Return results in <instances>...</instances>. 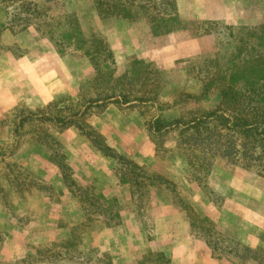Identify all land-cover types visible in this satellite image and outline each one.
Segmentation results:
<instances>
[{"label": "rangeland", "instance_id": "1", "mask_svg": "<svg viewBox=\"0 0 264 264\" xmlns=\"http://www.w3.org/2000/svg\"><path fill=\"white\" fill-rule=\"evenodd\" d=\"M110 1L116 2L113 16L99 18L95 0H54L46 27L0 31V264H62L36 260L40 251L62 241L67 252L89 258L86 264H136L149 251L169 264H257L235 258L228 248L212 251L206 240L264 246V155L248 167L217 157L202 190L173 136L165 138L164 151H156L146 125L159 111L172 118L222 107L217 87L197 100L186 98L202 91L195 68L203 58L219 53L225 61L235 45L252 44L245 28L264 23V0H172L182 27L171 32L152 28L149 17H160L157 4ZM12 7L0 3V27ZM67 21L79 27L78 36H63ZM134 60L152 63L163 75L157 98L133 106L108 102L103 109L93 102L82 119L101 123L108 145L116 144L117 152L160 173L171 186L152 185L148 196L138 198L119 184L117 162L102 159L74 127L26 122L14 133L28 113L61 109L60 115L68 116L84 109L88 100L106 93L109 73L118 77ZM15 81L18 90L11 89ZM139 87L137 95L152 97V87ZM32 130H47L59 141L72 178L96 200L80 202ZM90 203L99 210L91 212Z\"/></svg>", "mask_w": 264, "mask_h": 264}, {"label": "trees", "instance_id": "2", "mask_svg": "<svg viewBox=\"0 0 264 264\" xmlns=\"http://www.w3.org/2000/svg\"><path fill=\"white\" fill-rule=\"evenodd\" d=\"M55 2L54 0H0V3L5 7L13 6L6 21L2 23L0 31L10 29L16 32L29 26H34L37 29L40 23L42 27H46L44 17L48 16V10L53 7ZM124 2H128V0H124ZM132 2L133 0L129 1V3ZM150 3H152L150 6L156 4L158 7L160 6L158 10L160 17L156 18L158 15L149 17L152 28L156 27L163 32H171L182 27L172 0H163L160 3L147 0L142 6ZM115 4L116 2L111 3L110 0H95L98 17L113 16L112 9ZM118 4L122 9L125 8V3ZM245 29H247L249 37L253 39L252 44L244 41L239 46L235 45L225 61L221 60L219 53L214 57L203 58L195 68L202 83L201 94L199 97L186 95L187 99L197 100L206 96L211 88L217 87L222 107L192 114L181 112L172 118L159 111L146 125V131L154 143L156 151H164L165 149L161 146H163L165 138L173 136L175 148L182 153L189 173L202 190L206 189L203 178L211 172L217 157L230 162L242 160L244 166L248 167L254 162L260 161L264 155V23L247 26ZM205 33L208 32L200 34ZM79 34V27L77 28L74 23L69 21L63 36L70 39ZM228 34L231 32L229 31ZM93 40L96 42L99 39L93 38ZM162 78L163 75L152 63L134 60L118 77L109 73L104 80L108 85L105 89L106 93H99L95 99L88 100L89 103L84 109L74 110V113L68 116L60 115L61 109L54 114L43 112L36 115L31 112L20 118L19 123L13 127V131L18 134L19 129L26 122H35L36 124L54 122L53 124L60 125L62 129L74 127L102 156L117 162L116 174L121 185L129 186L132 193L136 194L138 198L148 196L150 186L168 183L167 180L158 172L150 171L125 154L117 152L106 143L105 137L98 130L82 118L93 102H96L95 105L102 109L108 102L131 106L137 103L152 102L157 98V89L162 88L164 81L161 80ZM95 80V89H98L100 85L96 78ZM147 85L154 90H149L153 94L152 97H146L143 94L137 95L140 90L139 86ZM58 104L57 101L52 103L53 106ZM72 108L70 106L69 110ZM32 132L36 134L32 135L35 141L49 150V159L58 167L63 183L70 187L71 191H74L80 202L83 203V201L93 198L96 200L98 197L88 189H81L72 178L71 168L66 163V157L61 151L59 141L47 130H32ZM167 185L171 186L170 183ZM44 187L42 185V188ZM16 192L20 194L21 188L16 186ZM208 193L215 196L212 190ZM90 205L93 206L91 203ZM94 209L95 211L99 210L93 206L91 212ZM230 240L225 239L224 246L211 240H206V243L212 251L221 252L228 248L227 252L230 251L239 260L264 264V246L253 248ZM262 241L264 243V236ZM66 242L62 241L60 246L54 244L45 252L40 251L41 257L36 260L62 264L67 262L86 264L90 261L89 258L84 259L82 252L75 250L70 253L64 250L63 244ZM28 258L33 260L30 255ZM101 264L112 263L107 261ZM136 264H169V262L164 255L149 251Z\"/></svg>", "mask_w": 264, "mask_h": 264}, {"label": "crops", "instance_id": "3", "mask_svg": "<svg viewBox=\"0 0 264 264\" xmlns=\"http://www.w3.org/2000/svg\"><path fill=\"white\" fill-rule=\"evenodd\" d=\"M11 89L12 90H18V89H20V85L18 84V82H13V83H11ZM94 119L96 120V121H100L99 119H98V117H94ZM93 119V120H94ZM94 123V122H93ZM101 125V123H99V126H97V125H93L94 126V128H96V130H99V132H102V133H104V128L103 127H101L100 126ZM70 132H71V130H70ZM73 132V131H72ZM73 133H75V132H73ZM77 136L80 138V140H82L83 142H85L86 143V141H85V139H82L78 134H77ZM144 136V139H142V137H141V139H142V141L144 140H146L147 141V139H148V137L147 136H145V135H143ZM87 140V139H86ZM127 140V138H125L124 140H123V142H125ZM87 144V143H86ZM90 144V143H89ZM110 144H112V143H110ZM121 146H123L124 145V143L122 144H120ZM91 146V145H90ZM111 146H116V144H112ZM91 148H93L92 146H91ZM102 159H104L105 160V157L103 156V157H101ZM138 164V163H137ZM158 170V169H157ZM160 174V173H159ZM116 178V177H115ZM117 180H118V177H117ZM119 182V181H118ZM120 184V183H119ZM64 185V184H63ZM121 185V184H120ZM104 195V194H103ZM115 198V197H114Z\"/></svg>", "mask_w": 264, "mask_h": 264}]
</instances>
